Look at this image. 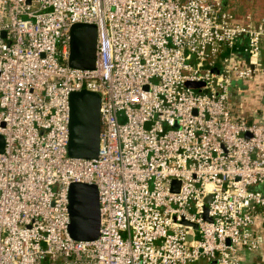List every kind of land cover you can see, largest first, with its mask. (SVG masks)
I'll return each mask as SVG.
<instances>
[{"label": "built area", "instance_id": "built-area-1", "mask_svg": "<svg viewBox=\"0 0 264 264\" xmlns=\"http://www.w3.org/2000/svg\"><path fill=\"white\" fill-rule=\"evenodd\" d=\"M76 22L98 26L94 68L69 64ZM263 40L264 16L238 18L224 0H0V264L263 252L264 105L249 112L234 93L264 75ZM82 89L101 94L92 158L68 149ZM73 181L99 188L96 239L70 235Z\"/></svg>", "mask_w": 264, "mask_h": 264}, {"label": "water", "instance_id": "water-1", "mask_svg": "<svg viewBox=\"0 0 264 264\" xmlns=\"http://www.w3.org/2000/svg\"><path fill=\"white\" fill-rule=\"evenodd\" d=\"M69 64L94 68L97 58L98 26L94 22H76L71 26ZM198 86V82H189ZM247 85H242L246 87ZM70 102L69 154L76 157H97L100 148L101 94L94 90L73 91ZM5 137L0 134V151ZM177 180L174 181V187ZM210 200V196L207 197ZM208 205H205L207 214ZM70 235L79 240H93L100 234L101 210L99 188L95 183L73 181L69 186ZM189 223V221L184 220ZM198 228V225L195 224ZM191 237V235H189ZM261 264V263H257Z\"/></svg>", "mask_w": 264, "mask_h": 264}, {"label": "crops", "instance_id": "crops-1", "mask_svg": "<svg viewBox=\"0 0 264 264\" xmlns=\"http://www.w3.org/2000/svg\"><path fill=\"white\" fill-rule=\"evenodd\" d=\"M225 2V6L226 5H231L232 4V0H224ZM236 11H238L239 13L242 14V18L241 19H253V20H258L261 19L262 16H264V0H236V4H235ZM248 15V17H247ZM250 17V18H249ZM244 42V40H240L239 44V48L237 50V52H239L240 54L243 55V50H242V43ZM243 57H245V55H243ZM262 60L264 62V40L262 43ZM250 84H254L256 90L258 91V93H264V75H262L261 77H259L256 82L255 81H250L249 84H246V87H242V85H245V83L243 84H239V87L237 88V92L238 93H242L245 91L250 90L252 87L250 86ZM242 90V92H241ZM253 259V262L251 264H257V263H261L264 264V251L257 253L255 251H245L243 252L242 255V264H248V261H251Z\"/></svg>", "mask_w": 264, "mask_h": 264}, {"label": "rangeland", "instance_id": "rangeland-1", "mask_svg": "<svg viewBox=\"0 0 264 264\" xmlns=\"http://www.w3.org/2000/svg\"><path fill=\"white\" fill-rule=\"evenodd\" d=\"M235 4H236V0H232V4L226 5L225 7L233 11L238 18H242V14L236 11L238 9H236ZM243 83H244L243 81H239V84H243ZM250 86L252 88L250 90L247 89V91L243 93V104L249 112H252L255 111L258 106L264 105V93H258L254 84H250ZM234 89H237V87H235ZM236 92L237 90H235L234 93ZM235 97L236 96L233 97L234 100H236ZM252 262L253 259L251 261H248V264H251ZM188 264H212V263L207 261L206 258H200L193 262H189Z\"/></svg>", "mask_w": 264, "mask_h": 264}, {"label": "flooded vegetation", "instance_id": "flooded-vegetation-1", "mask_svg": "<svg viewBox=\"0 0 264 264\" xmlns=\"http://www.w3.org/2000/svg\"><path fill=\"white\" fill-rule=\"evenodd\" d=\"M241 92H242V90H241ZM242 93H244V92H242Z\"/></svg>", "mask_w": 264, "mask_h": 264}]
</instances>
